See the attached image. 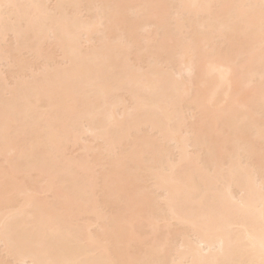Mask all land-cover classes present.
<instances>
[{
	"label": "bare ground",
	"instance_id": "6f19581e",
	"mask_svg": "<svg viewBox=\"0 0 264 264\" xmlns=\"http://www.w3.org/2000/svg\"><path fill=\"white\" fill-rule=\"evenodd\" d=\"M260 5L0 0V264H264Z\"/></svg>",
	"mask_w": 264,
	"mask_h": 264
},
{
	"label": "snow or ice",
	"instance_id": "6c2138e0",
	"mask_svg": "<svg viewBox=\"0 0 264 264\" xmlns=\"http://www.w3.org/2000/svg\"><path fill=\"white\" fill-rule=\"evenodd\" d=\"M5 7H12V5H5ZM261 18H262V22H264V0H261ZM48 264H53V262H48Z\"/></svg>",
	"mask_w": 264,
	"mask_h": 264
}]
</instances>
